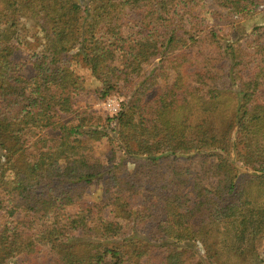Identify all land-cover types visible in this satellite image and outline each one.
Here are the masks:
<instances>
[{"label":"trees","instance_id":"trees-1","mask_svg":"<svg viewBox=\"0 0 264 264\" xmlns=\"http://www.w3.org/2000/svg\"><path fill=\"white\" fill-rule=\"evenodd\" d=\"M201 6L258 1L0 0V264H264V16L242 47ZM72 62L101 76L98 99L125 90L101 127Z\"/></svg>","mask_w":264,"mask_h":264},{"label":"rangeland","instance_id":"rangeland-1","mask_svg":"<svg viewBox=\"0 0 264 264\" xmlns=\"http://www.w3.org/2000/svg\"><path fill=\"white\" fill-rule=\"evenodd\" d=\"M258 7L251 14L241 17H231L229 15H221V17H211V15L206 11V7L201 6L200 11L197 14L203 19L204 26L208 28H213L218 32L219 35L226 37L230 40L238 39L240 40V45L245 47L247 42L252 36V29L256 25H260L263 22L264 16V0H257ZM212 7L211 4L207 5V9ZM103 22L98 23L95 26L97 30L99 25ZM17 50L14 53V59L21 61H28V59L35 53H37L41 41L37 34L35 28H33L28 23H23L19 32V38L17 42ZM16 46V45H15ZM72 67L79 74L85 83V88L87 90L86 94L76 98V107L85 110L90 118V123L93 125H99L100 127L105 124L106 118H111L120 110L121 103L123 102V94L125 93L122 84L112 92L105 99H98L96 90L102 85V78L100 75H93L90 70L84 65L72 62ZM22 74L29 77L32 75V69L30 65H26L23 68ZM174 76L171 75L170 79L166 82L160 81L159 88L164 89L166 86L173 83ZM152 92L149 96H152ZM71 117H63V120L70 119ZM108 147L106 142L100 141L93 144L94 156L101 159L104 164L107 163L106 157L108 154ZM101 197L99 188L91 187L88 189L87 193L84 195V199L90 202L98 200ZM68 214H73L76 208H68ZM109 208H105L103 213H107ZM110 219H113L111 215ZM119 220V219H118ZM258 251L260 255L264 258V238L258 242ZM8 264H23V260L18 257L14 261L8 262Z\"/></svg>","mask_w":264,"mask_h":264}]
</instances>
